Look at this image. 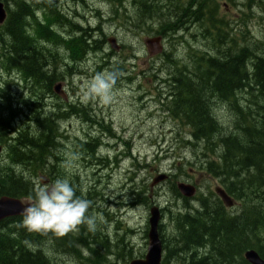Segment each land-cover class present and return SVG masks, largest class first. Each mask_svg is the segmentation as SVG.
Listing matches in <instances>:
<instances>
[{
    "label": "trees",
    "instance_id": "trees-1",
    "mask_svg": "<svg viewBox=\"0 0 264 264\" xmlns=\"http://www.w3.org/2000/svg\"><path fill=\"white\" fill-rule=\"evenodd\" d=\"M1 1L6 17L0 25V64L3 71L18 75L22 86L14 87L18 91L13 93L20 94L18 99L13 93L11 97L0 93V197L28 199L38 180L51 182L66 177L78 196L91 201L88 213L94 210L97 229L89 232L82 224L79 231L55 236L28 232L20 226L22 216L5 219L0 222V264H52L57 262L54 255L65 252L82 264H112L110 255L126 262L125 256L133 257L132 249L118 232L115 243L108 242L110 232L101 227L100 209L91 200L92 180H78L79 175L64 167L60 121L64 109L73 107L64 106L53 92L57 82L75 75L72 62L78 64L108 44L106 34L101 26L72 27L64 18V2L59 5V0ZM135 1L131 20L122 8L124 3L113 4L112 20H121L122 26L132 29L142 28L148 35L181 40L182 36L175 35L194 22L210 50L194 48L192 53L190 42L185 40L187 62L178 61L176 54L170 57L172 53L159 56L170 66L165 74V92L158 91L155 101L162 103L161 111L176 121V127L188 128L186 136L180 138L197 147L194 152L200 153L199 167L239 202L238 210L229 213L211 199L210 193L209 198L202 194L196 207H177L173 212L164 208L174 228L164 243L163 264H249L243 257L248 249L264 260V37L251 36L245 24L242 30L232 31L226 24L213 21L206 13L207 0H197L198 4L194 0H164L158 5ZM153 20L158 23L148 26ZM67 26L75 34L64 36ZM90 32L97 34H93L94 43ZM122 64L113 63L108 70L117 67L125 72ZM107 65L99 64L96 71ZM78 108L79 113L82 108ZM220 108L231 117L226 125L217 116ZM88 140L77 143L78 156L83 160L100 145V141ZM141 190H129L136 195L133 202L148 201ZM171 191L180 197L174 183ZM126 232L128 238L132 230ZM83 236H90L89 242Z\"/></svg>",
    "mask_w": 264,
    "mask_h": 264
},
{
    "label": "rangeland",
    "instance_id": "rangeland-1",
    "mask_svg": "<svg viewBox=\"0 0 264 264\" xmlns=\"http://www.w3.org/2000/svg\"><path fill=\"white\" fill-rule=\"evenodd\" d=\"M129 1L130 0H113L112 3L111 0H86V3L81 4L83 8L78 7L77 11L82 16L86 14L89 17L90 14H88V12L94 11V13L93 11L91 12V15H95V20L92 22L91 27L97 24L98 21L96 19H106L105 22L102 24L98 23L96 26L98 28L99 26L102 27V31L106 34L105 38L110 36L115 37L118 44H120V49L115 52L106 44L103 49L100 47L98 51L90 52L84 62L78 64L77 68L74 69L73 72L75 75L67 80L69 88H74L76 93L80 92V86L86 79H89L94 74V72L87 70L88 65H91L95 71L96 64H108L101 70L104 71L108 70L113 63L117 65L123 61L122 65L125 70L124 76L126 75L131 78L127 81L118 79L117 83L122 82L124 85H129L132 90H130L129 87L125 88L123 84L121 86V83L119 85L116 83L115 88L119 87V90H117L116 94L113 91L115 103L113 105L110 104L111 108H115V110H111L107 115V123L102 125L99 121L98 129L99 132H101L106 126H109L110 130L112 129L113 131L119 132L120 129L123 128L125 130L124 138L125 140L128 139L129 142L123 143L117 139V141L109 143L111 145L107 148L103 145L100 146L96 156L100 155L102 158L106 159V163L104 164L96 160L94 155L89 154L84 156L85 160H83L78 156V153H76L78 141H74V136L79 138L80 135L85 134L84 131H88L92 127H81L80 124H76L74 121H68L71 122V125L67 127V120L62 119L60 121L62 126V137L63 131L64 135L66 132L68 136L66 142L63 138H61L60 141L62 149L65 144L63 155L65 158L64 167L67 168L70 173H77V175H79L78 180H86L88 182L92 180L91 185L94 184V188L98 186V189H92L90 191L92 194L91 200L94 199L95 202L98 203L97 199H99V202H101V205L98 203L100 206L99 213L103 218L101 225L104 224V226L101 227L104 231L110 232L111 238L108 237V242L114 244L116 239H118V237L115 238L116 232H118L122 241L129 244V247H131V254L133 257L130 258L125 256L126 262H129V259L142 258L144 256L147 245L146 232L149 207L155 205L162 210H164V208H169L172 212L175 211L177 207L183 209L180 199L174 197L171 193L172 183L176 184V181H180L190 185L193 184L192 186L196 184L199 188L197 194H204L208 196L207 198H209V192L214 191L215 185L220 186L217 179L199 167L201 158L199 156L200 153L194 152L197 147L184 143L181 140L180 137L186 136L185 132H187L188 128L176 127V121L169 120L161 111L162 103L155 101L158 98V91L161 93L165 92L164 88L167 86L162 81L170 66L166 61L162 62L158 59L157 55L150 57L146 47L143 45V40L146 37L155 34L148 35L146 31L140 30L142 28L132 29L128 26H122L121 20H112L111 18L113 4L119 5L124 2V4L127 5ZM216 1L219 4L218 13L220 17L225 20H230L233 23L235 19L242 20V25L245 24L246 27H248L251 36L264 37V9L262 10V8L256 6L264 4V1L241 0L242 5L245 7L243 12L245 11L246 13L243 14L242 12L241 15L228 0ZM63 2H65V0L58 1L59 5ZM224 2L229 4V9L222 6ZM248 2H251L249 7L247 6ZM67 3L70 8L71 2L68 0ZM77 4L78 2H74L73 6L75 7ZM246 7L249 13L246 11ZM118 10L121 11V9ZM259 10L262 11V13H260ZM100 12L104 13V19L100 16ZM88 20L90 23L91 21L89 18ZM152 23L154 25L156 22L152 21L148 26L152 25ZM143 30H145V28ZM194 31H197L196 27ZM62 33L72 35L71 31L65 30V28ZM189 35L190 34H188L185 29H182L176 34V36H182V40L188 39V41L191 42L193 41V37H189ZM88 36H90V41L94 43V35L90 32ZM168 38L169 39L165 42V49L167 53H172L170 57H174L176 54L178 56V61L187 62L188 57L186 56L187 51L185 44L179 45L178 41H181L179 38ZM194 44L197 45L198 42ZM173 46H177L176 49H174ZM99 52L102 53V55L98 57L100 54ZM150 68H154L155 73L149 71ZM138 83L140 84V92L143 94L140 95L143 98L142 101L137 98L138 93L134 92L136 91ZM15 84L16 79L14 76L2 70L0 71V93L2 95L7 94L6 97H11L14 91H18L14 90ZM122 91V96L129 99L130 106L128 107L120 106L119 98ZM146 92L147 95L145 94L144 96ZM13 94V96L18 99L20 94ZM77 98H79V93L77 94ZM48 99L50 100L49 97ZM50 101L53 102V100ZM92 102L96 107L105 108V105H101L99 102ZM110 105H107L105 109H108ZM222 109L216 110L217 116L219 117V121L225 119L228 124L231 121V117L227 112L222 113ZM105 134L107 137V132H105ZM99 135L101 134H93V136ZM106 137L103 138L105 139ZM118 151L131 154L136 157V159L132 160L130 156L125 157L123 154L118 156ZM114 156H116V161H114ZM161 174L168 176L170 179L158 181L151 185L153 180ZM97 180H100V183H97L98 185L96 184ZM95 184L97 186H95ZM138 188H142L141 192L143 196L147 195V202L140 203V201L137 200L136 203L135 201L133 202L136 195L129 190L133 189V191H135ZM236 202V206L239 208V202ZM106 207L108 211H105ZM186 209L187 207H185V210ZM93 211L88 214L94 216L95 213ZM233 211L235 212V209H233ZM162 214H164V212H162ZM169 219V215L166 214L163 220L164 226L162 228L163 232L166 231L171 234L172 225ZM116 226L118 230L115 229ZM126 229L132 230L128 238ZM83 237L86 238V242H89L88 238H90V236ZM65 253L67 254L54 255L53 258L55 261L57 260V262L52 264H82L73 255L68 256L71 255L69 254L70 252ZM108 259L112 264H128L121 260L120 257L113 255H110Z\"/></svg>",
    "mask_w": 264,
    "mask_h": 264
},
{
    "label": "flooded vegetation",
    "instance_id": "flooded-vegetation-1",
    "mask_svg": "<svg viewBox=\"0 0 264 264\" xmlns=\"http://www.w3.org/2000/svg\"><path fill=\"white\" fill-rule=\"evenodd\" d=\"M69 1L71 2V7L70 8L68 7V3H67L68 0H65V2H64V8H63L64 18L69 21V24L72 27L73 26L74 27H76V26H84L86 28H90V29L95 28L96 29V27H97L96 25L98 24V22H97V24L94 27H91L92 22L95 20V15H91V12L93 10L91 12H88V14H90L89 17L86 14L82 16L77 11L78 7L79 8H83V7H81V4L86 3V0H85V2H84V0H69ZM140 1L142 2L143 5H147V4H149V5H158V4H161V2L164 1V0H140ZM165 1H168V0H165ZM228 1H229V3L231 5H233L235 7V9L237 11H239V14L241 15L242 12H243V10H244V5H242V1L241 0H228ZM255 1H257V0H255ZM260 1L263 2L264 0H260ZM74 2H78L77 6H75V7L73 6V3ZM198 3L199 2L197 0H194V4H198ZM134 4H136V1L135 0H130L129 2H127V5L124 4V7L127 10L126 13H129V18H128L129 20H131V18H132L131 17V13H132V11L134 12V9H135L134 8ZM263 5L264 4H260V5H256V6L262 8V10H263L264 9V6ZM222 6L225 7V8H227V9L230 8L229 4L226 3V2H224ZM92 7H93V5H92ZM218 7H219V4H218V2L216 0L215 1L214 0H207V3H206V13H208L209 17L213 21L220 22L222 24L223 23L226 24L227 27L229 29H231L232 31L242 30L241 29L242 28V20L235 19V21L233 23L230 20L223 19L222 17L219 16ZM210 8H213V9H211V11H210ZM259 12L262 13V11H260V10H259ZM93 13H94V11H93ZM100 16L102 17V19H104V13L100 12ZM237 16H238V14H237ZM88 18L91 21L90 23H89ZM96 20L98 21V19H96ZM105 21H106V19L105 20H101V24L103 22H105ZM151 22L152 21H150V23ZM153 22L158 23L156 20L155 21L153 20ZM156 23H154V25ZM152 25H153V23H152ZM71 26L70 27L67 26L65 28V30H67V29L71 30V28H72ZM195 27H196L197 31H194ZM182 28H185V29L187 28L186 31H187L188 34H190L189 37H193V41H191L192 43L190 41H188V39L186 40V41L190 42L189 45H190V49H191L192 53H193L194 48L200 49L201 51L202 50L203 51H210L208 49V47H206L207 45L205 46V43L202 41V39H200V32H199V30H198V28L196 26V23H194V22H192L190 24L188 23V25L186 27H182ZM73 32L71 31V34L72 35L75 34ZM93 34H95V33H93ZM153 34H155V33H153ZM95 35L97 37V34H95ZM154 36L155 37L156 36H159L161 38L160 44H161V47H162L161 51L158 54H156V55H157V57L163 56L165 53H167V51L165 49V46H166V43L165 42L167 40L166 35L163 36L161 34H155V35H152V36H148L146 38L154 37ZM110 37H112V36H110ZM144 40H143V45H144ZM195 42H198V44L195 45L194 44ZM181 43L185 44L186 42H185V40H181L180 45H183ZM225 47H226V45L224 43L222 49L224 50ZM221 52H222V50H221ZM156 55H149V56L150 57H153V56H156ZM186 56L188 57V54H186ZM1 70H2V65L0 64V71ZM123 73L124 72L121 73V75H120V77L118 79H122V80H126L127 81L128 79L131 78V77H128L126 75L124 76ZM139 74H141V73H139ZM167 80H168V77H165L162 82L165 83V84H167ZM62 83L64 85L63 88H64V91H65V96H64V98H62V102H63L64 106L71 105L73 107V108H68V109L65 108L64 109V112L65 113L61 111L62 114L64 113V116H63L62 119L67 120L66 121L67 127L71 125L70 124L71 122H68V121H74L76 124L77 123L80 124L81 127H83V126H85V127L91 126L92 127L90 130L84 131L85 134L80 135L79 138H77L76 136H74L75 137L74 141L80 142V141L88 140V138H89L90 140L98 141L99 142L100 138L106 137L105 132L108 131V126H106L103 131L99 132L98 124H99V121L102 123V125H104L105 123H107L106 122V120L108 119L107 118V115L110 113L111 110H115V108H111V105H113L115 103V99H114L113 103L109 106L108 109H105L107 107V105H105V108L104 107H102V108L96 107L95 104L92 101H89L87 103H82L81 100H80V98H77V94L79 92L76 93L74 91V88H72V87L69 88L68 85H67V81L66 80L63 81ZM120 83H121V86H122V84H123L122 82H118L117 85H119ZM124 87L125 88L126 87H129V85H124ZM129 89L132 90L131 87H129ZM164 89H166V88H164ZM117 90H119V87L118 88H115L114 87L113 91H114L115 94L117 93ZM134 92L138 93L137 98L142 101L143 98L140 95H143V94H141V92H140V84L139 83L137 84L136 91H134ZM145 94L147 95V92L144 93V96H145ZM122 95H123V91L120 93V98H119L120 106L121 105H122V107H128V106H130L129 99L123 97ZM78 106H80L82 108V111L81 112H85L86 115H82V114H80L81 112H79V113L77 112L78 111L77 109H79ZM88 115H89V117H87ZM111 131L113 133H115V136H113V138H118L123 143L129 142L128 139L125 140V138H124L125 137V130L123 128L120 129L119 132L113 131L112 129H111ZM116 133H118V134H116ZM93 134H97V135L98 134H101V136L100 135H99V137L98 136H93ZM108 137H111V136L110 135H107L106 139ZM67 138H68L67 133L65 132V135H64V131H63V139L65 140V142L67 141ZM124 151L121 152V154H123ZM76 153H77V151H76ZM94 157H96L95 159L96 160H99L102 164L106 163V159L102 158L100 155H97V156H94ZM76 174L77 173H75V175ZM167 179H170V178L168 176H166V178L164 179V181H166ZM99 181L100 180H97L96 181V184ZM96 184H95V186L98 185V184L97 185ZM194 187H195V192H194V195L192 197H188V198L187 197H184V196L180 195V193L178 192V194L180 195L179 199L182 202L181 207L192 208L191 206L196 207L197 203L198 204L201 203V195L202 194H197V191H199V188L197 187L196 184H194ZM94 189H98V186H97V188H94ZM176 190H177V187H176ZM209 193H212L211 196H213V198L215 197L218 200L217 201L218 203H221V206L223 207L222 208L223 211L225 210V211H227L229 213H235L238 210V208L236 206L237 205V202L229 194L226 193L227 195H229L231 197L232 203H231L230 206H226V205L223 204L222 200L218 196L215 195L214 191L213 192L210 191ZM208 195L210 196V194H208ZM92 202H93V200H92ZM94 204H95L96 207H98V208L100 207L99 204L97 202H95V201H94ZM160 209L161 208H159V211H160ZM233 209H235V212L233 211ZM105 211H108V208L107 207L105 208ZM162 212H164V214H162ZM166 214L167 213L165 212V210H162L161 209V213H160L161 220H160L159 227H158L159 239L161 241V246H162L161 263L160 264H163V262L165 261L166 249H165L164 243H165L166 240H168L169 238L172 237L171 236L172 233L169 234L166 231H164L165 232V234H164V232H163V228H162L164 226L163 220H164V217H165ZM173 228H174V226L172 225V229ZM125 263H128V262H125ZM165 264H172V262L168 261Z\"/></svg>",
    "mask_w": 264,
    "mask_h": 264
},
{
    "label": "clouds",
    "instance_id": "clouds-1",
    "mask_svg": "<svg viewBox=\"0 0 264 264\" xmlns=\"http://www.w3.org/2000/svg\"><path fill=\"white\" fill-rule=\"evenodd\" d=\"M87 70L94 74L80 86L81 102L112 104L113 89L121 75L120 69L113 67L110 70L95 72L92 66L88 65ZM221 112H226V109ZM220 122L227 124L225 119ZM76 191V187L66 177H58L51 182L38 180L28 199L21 201L24 207L20 226L28 232L52 233L55 236L78 231L82 224L89 232H95L96 217L88 214L91 201L78 196Z\"/></svg>",
    "mask_w": 264,
    "mask_h": 264
},
{
    "label": "water",
    "instance_id": "water-1",
    "mask_svg": "<svg viewBox=\"0 0 264 264\" xmlns=\"http://www.w3.org/2000/svg\"><path fill=\"white\" fill-rule=\"evenodd\" d=\"M6 12L4 3L0 0V23H2L5 19ZM161 38L159 36L149 37L144 40V46L147 48L150 55H155L161 51ZM107 42L111 45V47L116 48V41L114 37H109ZM53 92L56 95L64 98L65 94L62 89V84L60 82L56 83L53 86ZM166 178L164 174L159 175L156 179L153 180L152 184H155L158 181H162ZM177 189L179 193L184 197H192L195 192L194 186L180 182L177 184ZM216 194L220 197L223 204L226 206H230L232 200L226 193L220 189H215ZM21 201H25L23 199L10 197V196H1L0 197V222L4 219L22 216V210L24 205ZM160 211L157 206H152L149 209V215L147 219V245L144 256L142 258H135L128 262V264H160L161 263V253L162 246L161 241L159 239L158 226L160 220ZM244 259L249 264H264V260L259 257L256 251L252 249H248L244 252Z\"/></svg>",
    "mask_w": 264,
    "mask_h": 264
},
{
    "label": "bare ground",
    "instance_id": "bare-ground-1",
    "mask_svg": "<svg viewBox=\"0 0 264 264\" xmlns=\"http://www.w3.org/2000/svg\"><path fill=\"white\" fill-rule=\"evenodd\" d=\"M246 1H250V0H246ZM250 3H251V2H248V4H247L248 7H249ZM123 8H125V7L123 6ZM125 10H126V8H125ZM126 11H127V10H126ZM5 17H6V16H5ZM4 20H5V19H4ZM3 22H4V21H3ZM3 22H2V23H3ZM2 23H0V25H1ZM80 24H81V23H80ZM183 25H184V24H183ZM184 26H185V25H184ZM64 28H65V27H64ZM181 30H182V29H181ZM179 32H180V31H179ZM68 35H70V34H68V33H65V34H64V36H68ZM107 39H108V38H107ZM114 39H115V41H116V38H115V37H114ZM107 43H108V42H107ZM108 46H109V48H110L111 50H113V51H115V52L119 51V49H120V44H118L117 41H116V45H115L116 48L111 47L110 44H108ZM84 60H85V59H83V60H82L80 63H78V64L83 63ZM78 64L72 62V65L74 66V69L77 68V65H78ZM104 64H105V63H104ZM98 65H99V64H96V65H95V72H97L96 69H97ZM100 65H101V64H100ZM105 65H106V64H105ZM103 67H104V66H103ZM101 70H102V69H101ZM101 70H100V71H101ZM73 71H74V70H73ZM100 71H99V72H100ZM73 73H74V72H73ZM14 74H16V73H10V75L15 76L14 78L16 79V84H17V85L15 84V87H17L18 89H20V88H21L20 86H22V85H20V83L18 84V81H19V78H18V77H19V76H18V75L16 76V75H14ZM199 75H200V74H199ZM188 76H189V75H188ZM200 76H201V75H200ZM9 78H13V77H9ZM195 78H196V77H195ZM17 80H18V81H17ZM202 82H203V81H202ZM57 83H58V82H57ZM19 85H20V86H19ZM12 92H13V91H12ZM199 92H201V91H199ZM199 92H198V93H199ZM199 94H200V93H199ZM209 95H210V94H209ZM58 96H59V95H58ZM198 97H199V96H198ZM210 98H211V97H210ZM61 99H62V98H61ZM199 99L201 100V98H199ZM202 99H203V98H202ZM207 99H208V98H207ZM205 101H206V100H205ZM209 101H210V100H209ZM201 103H202V102H201ZM208 103H209V102H208ZM203 105H204V104H203ZM208 108H209V107H208ZM210 110H211V109H210ZM210 113H211V112H210ZM225 127H226V126H225ZM220 128H221V127H220ZM223 128H224V127H223ZM223 131H224V130H223ZM106 132H107V134L110 135L111 137H108L107 139H106V138H105V139H104V138H100V140H99V141H100V145H99V146L96 145V146L94 147L93 152L91 151V152H92V155L96 156V153L98 152L99 147L102 146L103 143L107 142V143L103 144V146L107 148V147H109V145H111V144H109V143H111V142H113V141H117L118 138H113V136H115V133H113L111 130H109V126H108V131H106ZM223 133H224V135H225V132H223ZM116 134H117V133H116ZM100 136H101V135H100ZM98 137H99V136H98ZM88 139H89V138H88ZM89 140H90V139H89ZM89 140H88V141H89ZM109 140H110V141H109ZM191 140H192V139H191ZM91 141H93V140H91ZM119 141H120V140H119ZM80 142H81V141H80ZM194 142H195V141H194ZM196 142H197V141H196ZM78 143H79V142H78ZM79 146H80V145H78V147H79ZM79 148H80V147H79ZM0 152H1V151H0ZM128 152H129V151H128ZM218 152H219V151H218ZM118 153H119L118 156L121 155V151H120V152L118 151ZM123 155H124L125 157H129V156H130V159H132V160H133V159H136V157H134L133 155L128 154V153H126V152L123 153ZM215 156H216V155H215ZM115 157H116V156H114V159H115ZM132 162H133V161H132ZM178 183H180V181H176V184L174 183V185L177 187V184H178ZM184 183H185V182H184ZM220 183H221V182H220ZM194 188H195V187H194ZM216 188H220V189H222V190L224 191V188H223L221 185H220V186H219V185H215V187H214V193H215L216 196H218V195L216 194V192H215V189H216ZM177 191H178V189H177ZM178 192H179V191H178ZM224 192H225V191H224ZM225 193H226V192H225ZM180 195H181V194H180ZM226 195H227V194H226ZM228 196H229V195H228ZM209 197H210V196H209ZM218 197H219V196H218ZM218 197H217V198H218ZM229 197H230V196H229ZM219 198H220V197H219ZM211 199H215V200H217L215 197L213 198V196H212ZM230 199H231V197H230ZM217 201H218V200H217ZM152 206H154V205H152ZM152 206H151V207H152ZM151 207H149V209H150ZM157 207H158V206H157ZM158 208H159V207H158ZM149 209H148V215H149ZM160 213H161V209H160ZM17 217H19V216H17ZM11 218H13V217H11ZM7 219H8V218H7ZM4 220H5V219H4ZM160 220H161V217H160ZM160 220H159V222H160ZM2 221H3V220H2ZM158 227H159V226H158ZM243 257H244V253H243ZM131 260H132V259H131Z\"/></svg>",
    "mask_w": 264,
    "mask_h": 264
}]
</instances>
